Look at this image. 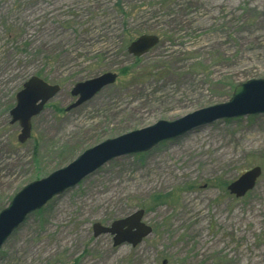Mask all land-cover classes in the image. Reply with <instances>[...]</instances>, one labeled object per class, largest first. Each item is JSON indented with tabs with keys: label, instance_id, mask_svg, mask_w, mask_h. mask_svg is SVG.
I'll list each match as a JSON object with an SVG mask.
<instances>
[{
	"label": "rangeland",
	"instance_id": "rangeland-1",
	"mask_svg": "<svg viewBox=\"0 0 264 264\" xmlns=\"http://www.w3.org/2000/svg\"><path fill=\"white\" fill-rule=\"evenodd\" d=\"M157 37L146 54L128 47ZM116 79L75 102L77 83ZM36 76L60 92L18 141L15 94ZM264 80V0H0V211L25 185L106 140L226 103ZM258 167L254 188L227 187ZM158 197L160 201L153 203ZM143 210L152 233L113 247L109 226ZM264 264V114L222 119L112 160L28 216L0 264Z\"/></svg>",
	"mask_w": 264,
	"mask_h": 264
},
{
	"label": "water",
	"instance_id": "water-1",
	"mask_svg": "<svg viewBox=\"0 0 264 264\" xmlns=\"http://www.w3.org/2000/svg\"><path fill=\"white\" fill-rule=\"evenodd\" d=\"M157 43V37L142 35L130 44L128 53L134 57L142 56ZM115 79L116 75L108 72L75 84L70 93L76 100L66 111L89 101L103 88L113 84ZM59 92L58 85H50L33 76L15 94V105L9 115L10 124L17 123L20 127L17 138L20 143H25L31 136V120L38 116ZM260 114H264V80L250 81L237 86L226 103L195 111L173 122L158 121L153 126L106 140L87 149L67 166L25 185L0 211V250L28 216L42 209L55 197L77 186L108 162L146 152L161 142L180 138L194 129L218 120ZM260 174L258 167L245 172L227 187L228 192L236 198L244 197L254 188ZM143 215V210H138L126 218L113 221L109 226L96 223L92 226L93 235H110L113 247L124 244L136 247L152 233L151 227L142 222ZM162 264H165V261Z\"/></svg>",
	"mask_w": 264,
	"mask_h": 264
},
{
	"label": "trees",
	"instance_id": "trees-1",
	"mask_svg": "<svg viewBox=\"0 0 264 264\" xmlns=\"http://www.w3.org/2000/svg\"><path fill=\"white\" fill-rule=\"evenodd\" d=\"M160 201V198L156 197L154 200H153V203H157Z\"/></svg>",
	"mask_w": 264,
	"mask_h": 264
}]
</instances>
